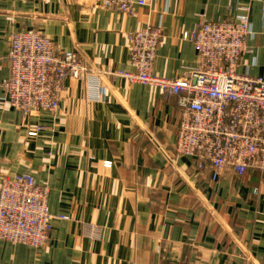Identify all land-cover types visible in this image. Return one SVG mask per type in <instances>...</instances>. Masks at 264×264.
Instances as JSON below:
<instances>
[{"label":"crops","instance_id":"crops-1","mask_svg":"<svg viewBox=\"0 0 264 264\" xmlns=\"http://www.w3.org/2000/svg\"><path fill=\"white\" fill-rule=\"evenodd\" d=\"M244 10L236 71L264 76V0H150L131 14L98 0H0V179L31 174L53 216L39 249L0 241V264H264V169H227L217 181L197 172L174 151L175 98L118 75L132 70V32L162 28L152 72L172 78L197 64L183 33ZM18 30L42 33L88 68L83 80H63L54 112L24 116L5 98Z\"/></svg>","mask_w":264,"mask_h":264},{"label":"built area","instance_id":"built-area-1","mask_svg":"<svg viewBox=\"0 0 264 264\" xmlns=\"http://www.w3.org/2000/svg\"><path fill=\"white\" fill-rule=\"evenodd\" d=\"M105 9L131 14L150 0H98ZM235 20L200 19L183 38L192 42L197 64L172 78L153 74L162 28L147 26L129 35L130 71L118 75L130 83L156 87L175 98L178 109L174 151L190 157L197 172L210 170L217 181L224 170L237 176L264 169V76L239 74L250 24L247 10ZM9 73L3 82L9 104L24 116L54 112L63 80H83L87 66L74 52L57 48L33 30L13 32L8 42ZM37 130V131H36ZM28 132L36 136L38 128ZM111 161L103 166L110 168ZM48 189L31 174L0 179V241L42 247L52 228Z\"/></svg>","mask_w":264,"mask_h":264},{"label":"rangeland","instance_id":"rangeland-1","mask_svg":"<svg viewBox=\"0 0 264 264\" xmlns=\"http://www.w3.org/2000/svg\"><path fill=\"white\" fill-rule=\"evenodd\" d=\"M75 53V52H74ZM76 55H77V53H75ZM78 56V55H77ZM78 58H79V56H78ZM80 59V58H79ZM82 62V61H81ZM83 63V62H82ZM85 65V64H84ZM5 94V93H4ZM6 98V97H5ZM7 100V99H6ZM8 102V101H7ZM9 103V102H8ZM8 176H10V175H8ZM44 246V245H43ZM41 248V247H40ZM37 249H39V248H37Z\"/></svg>","mask_w":264,"mask_h":264}]
</instances>
